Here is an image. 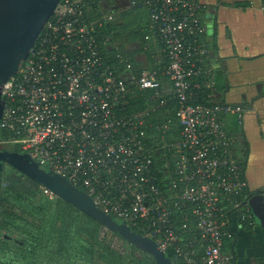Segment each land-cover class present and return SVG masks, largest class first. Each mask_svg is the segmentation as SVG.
<instances>
[{
  "label": "built area",
  "instance_id": "1",
  "mask_svg": "<svg viewBox=\"0 0 264 264\" xmlns=\"http://www.w3.org/2000/svg\"><path fill=\"white\" fill-rule=\"evenodd\" d=\"M142 3L151 37L168 57L163 70L136 77L130 56H111V39L100 38L99 28L114 13L96 18L98 10L85 0H62L21 70L3 86L0 144L19 147L67 177L103 210L152 238L174 264H235L227 242L235 228L254 225L245 204V160L225 121L230 114L241 119L242 107L192 102L202 77L215 89L204 61L206 6L199 0ZM133 86L151 91L150 111L178 106L181 131L173 139L162 127L161 164L154 162L151 141L158 138L149 133V112L129 111Z\"/></svg>",
  "mask_w": 264,
  "mask_h": 264
},
{
  "label": "trees",
  "instance_id": "2",
  "mask_svg": "<svg viewBox=\"0 0 264 264\" xmlns=\"http://www.w3.org/2000/svg\"><path fill=\"white\" fill-rule=\"evenodd\" d=\"M107 1L85 0L98 10L96 18L104 16L107 11L114 13L113 21L99 28L100 38L111 39V47L108 48L111 56L120 52L133 57V73L138 77L143 71L135 61L138 52H144L150 63L157 60L154 58L156 49L151 42L149 10L142 0H130L128 8L116 12L103 6ZM130 42H139L138 50L129 52L127 46ZM167 65L168 57L163 51L160 65H150L148 70L160 72ZM159 78L168 84L166 75L160 74ZM200 81L202 87L194 90L192 102L214 103L216 92L207 87L208 79L204 76ZM133 88L135 97L130 98L131 102L146 104L151 91ZM137 107L130 108V111L138 110ZM167 107L160 106L155 118L162 121L171 118L178 126L175 116L178 106L171 104L169 110ZM166 110L172 113L162 115ZM14 150L21 151L19 147H14ZM132 229L143 234L138 228L132 226ZM60 259L65 264H155L154 259L142 250L116 233L104 230L100 223L72 204L56 196L48 197L37 182L6 165L0 179V264H58L56 260Z\"/></svg>",
  "mask_w": 264,
  "mask_h": 264
},
{
  "label": "crops",
  "instance_id": "3",
  "mask_svg": "<svg viewBox=\"0 0 264 264\" xmlns=\"http://www.w3.org/2000/svg\"><path fill=\"white\" fill-rule=\"evenodd\" d=\"M199 1L206 6V12L202 16L207 32L211 29L210 22L214 27V31L207 33L204 38L205 47L208 50L204 61L215 80L214 98L218 101L217 92L225 85L228 77L233 83L232 86L240 90L231 99L241 100V96L246 93L248 97H254L251 108L246 109L248 105L245 104L241 106L243 110L241 119L237 114H230L225 118L228 131L235 138V151L240 159L245 160L243 166L249 181V195L255 190L264 189V87L258 86L259 83H264V1ZM120 10L114 8L116 12ZM151 42L156 49L157 55L154 58L157 60L150 63L144 52H138L135 61L139 69L148 70L150 65L153 67L160 65L161 53L164 50L159 46L156 38L151 37ZM138 45L139 42H130L127 49L129 52H134L138 50ZM220 61L226 64L225 69L219 66ZM134 97L135 94L132 98ZM148 102V99L146 104L140 101L138 104L131 102L130 108L138 105L137 111L140 110L145 114L149 112L148 117L145 115L146 122L149 121V133L158 138V141H151L157 160L154 159V162L161 164L159 136L162 134V127L167 126L166 132L171 138L176 139L179 137L181 126L179 122V127L176 126L177 124L171 118L167 121L155 118L159 108L150 111L147 107ZM170 105L168 103V110L171 109ZM171 113L166 110L162 115ZM156 126L161 129L157 130ZM246 201L247 199L246 206L251 210ZM253 207L258 213V218L252 213L254 225L247 228H235L236 232L226 245V249L235 256V264H264V195L253 198Z\"/></svg>",
  "mask_w": 264,
  "mask_h": 264
},
{
  "label": "water",
  "instance_id": "4",
  "mask_svg": "<svg viewBox=\"0 0 264 264\" xmlns=\"http://www.w3.org/2000/svg\"><path fill=\"white\" fill-rule=\"evenodd\" d=\"M61 1L0 0V120L5 105L2 96L4 84L21 70ZM209 27L211 29L208 33L213 32L212 22ZM219 66L225 69L226 64L220 61ZM232 85L228 77L225 85L217 92L218 101L214 103L239 106L245 104L248 105L246 109L251 108L254 97H248L247 93L241 96V100L231 99L240 92L239 88H234ZM258 86L264 87V83H259ZM6 165L34 180L40 187L50 190L56 197L72 204L100 223L104 230L116 233L142 250L154 259L155 264H173L166 251L152 238L138 233L111 213L103 210L88 193L74 186L67 177L43 168L27 152L15 151L10 144H0V179ZM258 195L263 196L264 189L251 192L246 201L256 218L258 213L253 207V198Z\"/></svg>",
  "mask_w": 264,
  "mask_h": 264
},
{
  "label": "flooded vegetation",
  "instance_id": "5",
  "mask_svg": "<svg viewBox=\"0 0 264 264\" xmlns=\"http://www.w3.org/2000/svg\"><path fill=\"white\" fill-rule=\"evenodd\" d=\"M129 4L130 0H108L103 6L110 10H114V8L123 10L128 8Z\"/></svg>",
  "mask_w": 264,
  "mask_h": 264
},
{
  "label": "rangeland",
  "instance_id": "6",
  "mask_svg": "<svg viewBox=\"0 0 264 264\" xmlns=\"http://www.w3.org/2000/svg\"><path fill=\"white\" fill-rule=\"evenodd\" d=\"M56 263H58V264H65V261H63L62 259H60L59 261L56 260Z\"/></svg>",
  "mask_w": 264,
  "mask_h": 264
}]
</instances>
